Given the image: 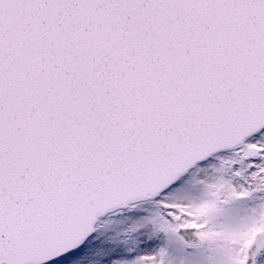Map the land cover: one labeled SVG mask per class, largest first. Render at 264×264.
Here are the masks:
<instances>
[{
  "label": "snow or ice",
  "instance_id": "6c2138e0",
  "mask_svg": "<svg viewBox=\"0 0 264 264\" xmlns=\"http://www.w3.org/2000/svg\"><path fill=\"white\" fill-rule=\"evenodd\" d=\"M0 264H264V0H0Z\"/></svg>",
  "mask_w": 264,
  "mask_h": 264
}]
</instances>
